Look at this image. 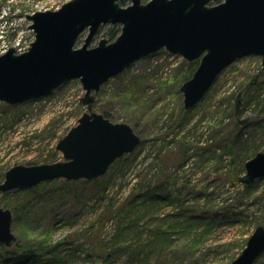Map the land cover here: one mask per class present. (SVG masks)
Listing matches in <instances>:
<instances>
[{
  "label": "rangeland",
  "instance_id": "rangeland-1",
  "mask_svg": "<svg viewBox=\"0 0 264 264\" xmlns=\"http://www.w3.org/2000/svg\"><path fill=\"white\" fill-rule=\"evenodd\" d=\"M70 1L0 0V53L16 45L26 52L35 40L28 15ZM114 27L119 35L120 26L105 25L90 47L113 41L107 34ZM197 65L161 50L101 87L94 111L129 124L142 140L103 177L0 191L17 238L2 247L28 252L19 264H230L242 253L264 226V178L248 187L239 181L246 162L264 152V98L252 100L264 94V66L256 55L236 60L186 109L181 87ZM84 96L74 79L36 100L0 101V184L17 165L65 161L56 147L88 110ZM255 264H264V254Z\"/></svg>",
  "mask_w": 264,
  "mask_h": 264
},
{
  "label": "water",
  "instance_id": "water-1",
  "mask_svg": "<svg viewBox=\"0 0 264 264\" xmlns=\"http://www.w3.org/2000/svg\"><path fill=\"white\" fill-rule=\"evenodd\" d=\"M71 0L58 10L28 15L35 40L18 54L10 48L0 55V101L17 105L51 95L64 83L79 79L85 90L81 102L88 110L57 144L65 161L17 165L5 174L1 192L32 188L41 182L65 179L96 180L118 159L133 153L141 137L126 123H114L94 111L96 95L111 79L137 61L161 50L198 61L181 91L186 109L199 103L221 72L236 60L256 55L264 66V0ZM105 25L120 26L110 41L93 39ZM88 31L81 47V34ZM258 76L252 84L256 83ZM243 93L235 102L238 116ZM242 124L245 122L242 121ZM239 181L250 185L264 178V152L246 162ZM13 214L0 208V250L17 241ZM264 254V226H258L245 249L230 264H255Z\"/></svg>",
  "mask_w": 264,
  "mask_h": 264
},
{
  "label": "trees",
  "instance_id": "trees-1",
  "mask_svg": "<svg viewBox=\"0 0 264 264\" xmlns=\"http://www.w3.org/2000/svg\"><path fill=\"white\" fill-rule=\"evenodd\" d=\"M124 3V2H122ZM120 28H112V30H110L107 34V36L109 38H111V40H113V38L115 39V36H117L119 33ZM198 66V65H197ZM196 70V69H195ZM194 70V71H195ZM194 73V72H193ZM193 75V74H192ZM186 78H188V75L186 76ZM264 98V94H260V93H256L254 94V96H252V100L256 103L259 104V102L261 101V99ZM261 103V102H260ZM107 118L110 119V115L108 113H103ZM253 184V183H252ZM251 185V184H250ZM249 185H245V187H248ZM0 254L1 256H5V262L7 264H19V263H24L25 258L28 254V252L26 251H18V252H11L10 250H7V248L2 247L0 250ZM14 261H17L16 263H14ZM21 261V262H20Z\"/></svg>",
  "mask_w": 264,
  "mask_h": 264
},
{
  "label": "built area",
  "instance_id": "built-area-1",
  "mask_svg": "<svg viewBox=\"0 0 264 264\" xmlns=\"http://www.w3.org/2000/svg\"><path fill=\"white\" fill-rule=\"evenodd\" d=\"M18 45H19V44H18ZM30 45H31V44L28 45V49H29ZM14 48H15L19 53H23V52H25V50H24L23 48H17V45H16V47H14ZM8 49H9V48L4 49V50L0 53V55H2V54H4L5 52H7Z\"/></svg>",
  "mask_w": 264,
  "mask_h": 264
}]
</instances>
